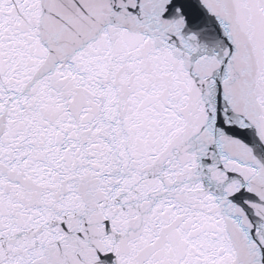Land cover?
<instances>
[{
  "label": "snow or ice",
  "instance_id": "snow-or-ice-1",
  "mask_svg": "<svg viewBox=\"0 0 264 264\" xmlns=\"http://www.w3.org/2000/svg\"><path fill=\"white\" fill-rule=\"evenodd\" d=\"M0 264H264V0H0Z\"/></svg>",
  "mask_w": 264,
  "mask_h": 264
}]
</instances>
